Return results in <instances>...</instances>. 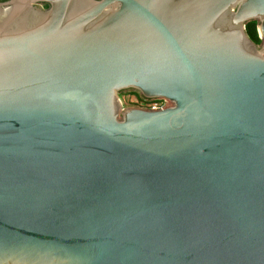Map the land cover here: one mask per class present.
I'll return each instance as SVG.
<instances>
[{
	"label": "water",
	"instance_id": "95a60500",
	"mask_svg": "<svg viewBox=\"0 0 264 264\" xmlns=\"http://www.w3.org/2000/svg\"><path fill=\"white\" fill-rule=\"evenodd\" d=\"M0 264H264V0H0Z\"/></svg>",
	"mask_w": 264,
	"mask_h": 264
},
{
	"label": "built area",
	"instance_id": "2783aa9c",
	"mask_svg": "<svg viewBox=\"0 0 264 264\" xmlns=\"http://www.w3.org/2000/svg\"><path fill=\"white\" fill-rule=\"evenodd\" d=\"M137 99L132 100V103L135 104L133 106L135 107H142L146 109H159L166 105V102L162 99H140L136 97ZM121 100V99H120ZM122 102V100H121ZM123 105V103H122ZM124 106V105H123Z\"/></svg>",
	"mask_w": 264,
	"mask_h": 264
},
{
	"label": "trees",
	"instance_id": "16d2710c",
	"mask_svg": "<svg viewBox=\"0 0 264 264\" xmlns=\"http://www.w3.org/2000/svg\"><path fill=\"white\" fill-rule=\"evenodd\" d=\"M245 30L246 33L248 34L249 38L256 44H259L261 42L259 36H258V32H257V21L256 20H251L249 21L246 26H245ZM136 96L140 99H142L143 97H141L140 95L136 94Z\"/></svg>",
	"mask_w": 264,
	"mask_h": 264
},
{
	"label": "rangeland",
	"instance_id": "374dc122",
	"mask_svg": "<svg viewBox=\"0 0 264 264\" xmlns=\"http://www.w3.org/2000/svg\"><path fill=\"white\" fill-rule=\"evenodd\" d=\"M136 94H138V92L133 89L122 91L119 93V97L122 100L124 107H132L133 105H135L132 103V100L137 99Z\"/></svg>",
	"mask_w": 264,
	"mask_h": 264
}]
</instances>
